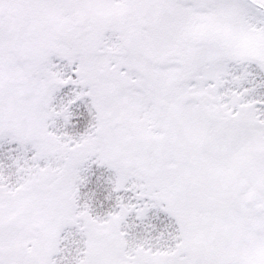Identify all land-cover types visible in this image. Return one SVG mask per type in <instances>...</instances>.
Returning a JSON list of instances; mask_svg holds the SVG:
<instances>
[{
    "label": "snow or ice",
    "instance_id": "1",
    "mask_svg": "<svg viewBox=\"0 0 264 264\" xmlns=\"http://www.w3.org/2000/svg\"><path fill=\"white\" fill-rule=\"evenodd\" d=\"M0 264H264V0H0Z\"/></svg>",
    "mask_w": 264,
    "mask_h": 264
}]
</instances>
